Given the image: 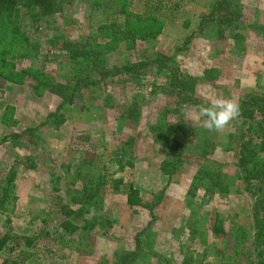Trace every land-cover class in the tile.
<instances>
[{"label": "rangeland", "instance_id": "rangeland-1", "mask_svg": "<svg viewBox=\"0 0 264 264\" xmlns=\"http://www.w3.org/2000/svg\"><path fill=\"white\" fill-rule=\"evenodd\" d=\"M54 1L59 9L42 12L34 23L32 3L16 0L22 20L15 25L37 41L39 55L1 56L0 69L11 65L0 76V192L13 170L17 195L14 211H0V236H9L1 264H184L205 241L198 226L207 214L202 205L248 223L240 183L211 196L199 171H234L232 151L222 145H235L227 138L235 124L209 133L197 115L210 98L239 100L264 90V0ZM142 12L157 22L142 19ZM124 20L129 27L119 40L101 28ZM64 40L95 54L75 62L77 71L88 67L82 77H93L94 85L75 90ZM156 57L153 65L122 69ZM103 71L108 74L100 78ZM12 133L20 135L17 145ZM79 166L82 174L85 167L120 179L122 190L131 185L115 193L110 181L102 193L106 235L83 229V220L67 211L80 206L72 197L85 199L88 216L95 199L83 188ZM63 219L78 229L64 230ZM136 246L135 258L124 257ZM223 246L215 257L211 252L213 261L208 256L212 264L223 259Z\"/></svg>", "mask_w": 264, "mask_h": 264}, {"label": "trees", "instance_id": "trees-1", "mask_svg": "<svg viewBox=\"0 0 264 264\" xmlns=\"http://www.w3.org/2000/svg\"><path fill=\"white\" fill-rule=\"evenodd\" d=\"M28 1L33 5L30 14L34 23L39 21L42 12L59 9L54 0ZM226 1L227 0H220L216 5ZM15 2L16 0H0V61H4V58H1V56L11 52L12 58L20 59H34L39 55L40 46L37 44V41L30 39L29 36L21 35L22 33L18 25L20 26L22 18H20L21 13L19 14V9H14L13 5ZM11 10L13 11L12 22H10L11 19L7 17ZM151 14L152 13L142 12V15H139V17L146 21L157 22L155 21L157 18ZM15 19H19L18 25H15ZM125 21L126 20H124V24H122V22L116 23L117 21H112L101 25V28H107L112 36V40L116 41L121 38L120 35H124L125 28L129 27V23ZM11 40L12 46L10 45ZM63 45L66 51V60H72L70 63L72 64L71 67L73 70L70 72V76L75 80V90L81 88V86L88 88L94 85L97 81L96 79L88 76V74L86 77H82L84 71H87L88 67L85 65L77 71L75 62L78 57L85 59L95 58V54H92L93 52L91 50H86L85 47L76 40H74V42L64 40ZM158 60L159 58L156 57L152 61L129 64L122 67V69L130 71L142 66L153 65ZM10 65V63H4L3 67L0 69L1 77L6 78L4 72H7ZM91 65L93 66L92 63H90V66ZM100 74L102 75H100V78H102L108 73L107 71H103L100 72ZM253 92H256L255 95H247L238 100L241 116L238 120L233 121L236 132L227 134L228 141L231 139L236 140L235 145L232 148L230 142H226V144L222 145V151H232L230 155L234 159L232 163L234 171L229 172L228 169L224 170L222 166L217 170H213L211 167L206 166L199 170L207 177L209 187H207L206 192L208 195H213L215 192H228L230 188L236 186L239 182L243 193L249 200L250 221L244 225L237 220L232 221L222 216L217 210H209L202 205V209L207 211V214L205 220H198V226L203 230L201 234L202 241H206L209 238L210 240L206 242L203 241L204 243H201L202 248L200 251L195 252L194 255L190 257L191 262L189 263V260L184 264H212L211 261H213V257H215V252L222 244H224V252L219 254L223 259L219 261V264H264V90L260 89ZM178 129L179 128H177V132L174 133V137L179 135ZM19 136V133H12L13 144L17 145L15 138ZM29 160V157H26V161ZM84 162L86 161H82L80 165ZM86 163L91 164L92 159L88 160ZM27 166L34 168V164L30 161ZM13 167L14 166H12V168ZM80 169L81 166L78 167L77 172L82 174ZM83 169L85 173H83L82 176L86 180L83 184V188H88V192H91L95 197L94 201L90 203L89 209L94 207L97 214L85 216V205L87 202L85 199L75 200L76 197H72V201L80 204V206L76 209H69V205H66V208L69 209L67 211L83 220V229L91 232L94 230L96 231V229L97 231L101 230L102 234L106 235L108 233V222L106 213L102 212V193L106 190L107 184H109L110 181L114 183L111 189L115 193L125 191L127 186H129V190L131 185H125V188L122 190L118 187L121 183L120 179L104 177L105 175L100 171L92 173L91 169L85 167H83ZM13 178L14 171L12 170L0 192V211H14L17 195L13 193V189L15 188V184L12 183ZM129 201L131 202V200ZM198 213L199 211L196 212V215ZM192 220L193 218L188 221L190 230L193 229ZM61 226L69 233L78 229V226L73 224L69 219H63ZM192 233L193 231L191 234ZM195 233L199 232L195 230ZM8 239V235L0 236V258L1 254L9 249L7 243ZM136 240L139 241L138 237H136ZM30 243L31 241L28 242V244ZM133 249H126L127 254L124 255V257L135 258L138 254L136 252L138 248L136 246L134 251ZM211 252L214 253L213 257L211 256ZM209 255L211 261L208 259Z\"/></svg>", "mask_w": 264, "mask_h": 264}, {"label": "clouds", "instance_id": "clouds-1", "mask_svg": "<svg viewBox=\"0 0 264 264\" xmlns=\"http://www.w3.org/2000/svg\"><path fill=\"white\" fill-rule=\"evenodd\" d=\"M240 116V104L237 99L217 96L199 107L197 119H202V126L207 132L221 134ZM90 214H97L94 207L90 209Z\"/></svg>", "mask_w": 264, "mask_h": 264}]
</instances>
